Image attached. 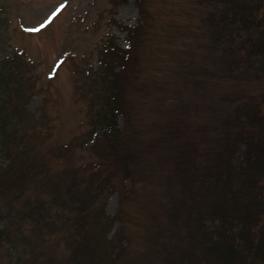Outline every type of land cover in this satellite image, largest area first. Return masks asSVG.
Returning a JSON list of instances; mask_svg holds the SVG:
<instances>
[{"label":"rangeland","instance_id":"rangeland-1","mask_svg":"<svg viewBox=\"0 0 264 264\" xmlns=\"http://www.w3.org/2000/svg\"><path fill=\"white\" fill-rule=\"evenodd\" d=\"M0 3V60L23 51L36 79L28 108L35 116L46 110L51 117L46 146L70 140L91 126L90 100L78 93L79 70L98 68L108 33L127 46V31L119 25L140 23L139 5L135 0ZM145 5L149 17L123 97L133 122L126 130V117H118L119 128L126 126L122 151L131 152L134 172L125 177L116 165L107 167L105 173H116L115 188L104 190L98 202H105L103 215L114 217L103 232L124 246L119 264H166L168 249L181 264L192 249L188 234L195 229L196 212L209 204L201 196L198 167L215 160L208 152L226 144L228 125L220 121L233 113L231 98L259 96L264 75L255 68L228 72V56L215 44L206 20L211 0H146ZM93 143L72 153L76 164L101 159ZM100 148L105 149L102 141Z\"/></svg>","mask_w":264,"mask_h":264},{"label":"trees","instance_id":"trees-1","mask_svg":"<svg viewBox=\"0 0 264 264\" xmlns=\"http://www.w3.org/2000/svg\"><path fill=\"white\" fill-rule=\"evenodd\" d=\"M135 1L140 23L119 25L127 46L108 33L98 68L79 70L78 93L90 100L91 126L70 140L46 146L51 117L28 108L36 79L23 51L0 60V264H119L123 257L124 246L103 232L114 217L103 215L105 202L98 199L115 188L116 173H105L107 167L116 165L125 177L134 172L131 152L122 151L126 126L119 128L118 117H126L127 130L133 119L123 101L125 80L149 17L146 0ZM211 1L206 20L228 56V72L255 68L264 75V0ZM255 97L231 98L233 113L220 121L228 125L226 144L198 167L209 204L196 212L192 249L181 264H264V92ZM91 139L101 159L76 164L72 153ZM166 253V264H180L174 252Z\"/></svg>","mask_w":264,"mask_h":264},{"label":"snow or ice","instance_id":"snow-or-ice-1","mask_svg":"<svg viewBox=\"0 0 264 264\" xmlns=\"http://www.w3.org/2000/svg\"><path fill=\"white\" fill-rule=\"evenodd\" d=\"M31 30H38V29H31Z\"/></svg>","mask_w":264,"mask_h":264}]
</instances>
